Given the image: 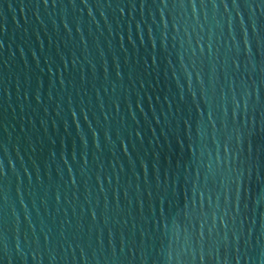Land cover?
Listing matches in <instances>:
<instances>
[{
  "label": "water",
  "instance_id": "water-1",
  "mask_svg": "<svg viewBox=\"0 0 264 264\" xmlns=\"http://www.w3.org/2000/svg\"><path fill=\"white\" fill-rule=\"evenodd\" d=\"M0 264H264V0H0Z\"/></svg>",
  "mask_w": 264,
  "mask_h": 264
}]
</instances>
